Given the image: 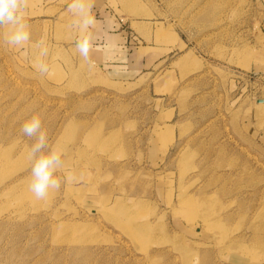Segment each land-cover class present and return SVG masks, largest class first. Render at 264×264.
I'll list each match as a JSON object with an SVG mask.
<instances>
[{
	"label": "rangeland",
	"instance_id": "rangeland-1",
	"mask_svg": "<svg viewBox=\"0 0 264 264\" xmlns=\"http://www.w3.org/2000/svg\"><path fill=\"white\" fill-rule=\"evenodd\" d=\"M27 3L24 50L0 28V264H264V0H91L92 45L113 28L121 47L87 61L69 0ZM32 115L63 162L44 200ZM200 194L211 223L178 215Z\"/></svg>",
	"mask_w": 264,
	"mask_h": 264
},
{
	"label": "clouds",
	"instance_id": "clouds-1",
	"mask_svg": "<svg viewBox=\"0 0 264 264\" xmlns=\"http://www.w3.org/2000/svg\"><path fill=\"white\" fill-rule=\"evenodd\" d=\"M27 0H0V28L6 29L3 42L12 50H24L31 42L30 26L25 17ZM91 0H69L67 12L71 15V28L79 34L75 48L84 60H89L92 50V29L95 27L91 15ZM36 50L32 67L40 75H47L50 66L46 62L49 49L43 40L32 44ZM21 133L34 139L29 152L32 160L29 190L38 200L46 199L51 192L59 191L61 180L56 175L63 167L61 153L48 144L38 115H32L21 126Z\"/></svg>",
	"mask_w": 264,
	"mask_h": 264
},
{
	"label": "bare ground",
	"instance_id": "bare-ground-1",
	"mask_svg": "<svg viewBox=\"0 0 264 264\" xmlns=\"http://www.w3.org/2000/svg\"><path fill=\"white\" fill-rule=\"evenodd\" d=\"M220 153V152H219ZM221 155V154H220ZM217 158V157H216ZM218 159V158H217ZM219 180V179H218ZM217 180V181H218ZM217 181L215 183V185L217 184ZM221 182V181H219ZM211 184V183H210ZM213 184V183H212ZM219 184V183H218ZM203 185V184H202ZM201 185V186H202ZM223 185V184H222ZM206 186V185H205ZM223 187V186H222ZM206 188V187H205ZM221 189V187H220ZM199 190V189H198ZM220 192V191H219ZM222 193V192H221ZM201 196L197 197V198H194L195 196H184V197H180L179 198V206L183 209V212L181 213H177V212H174L175 214H186V215H190L191 213L194 212V214H196L198 217L204 215V218H203V221L205 223H211V221H209L210 219V214H211V208L210 206L207 207V204H209L210 202V198L207 197L206 195L204 194H200ZM115 212L117 214V217H119L120 219L124 218V219H127L128 216H130V212L128 211L126 205H117V207L115 206ZM162 218V217H161ZM144 223V222H143ZM213 224V222H212ZM207 226V225H206ZM208 231H212V233L214 234H217L218 233V230L219 229H216V226L215 224H213L212 226H207V229ZM149 233V230L147 227H140V228H137L135 230H133V235L139 239L140 237L142 236H145V235H148ZM206 233V232H205ZM213 236V235H212ZM222 236V235H221ZM187 253V252H186ZM236 253H241V252H238L236 250ZM202 257V256H201Z\"/></svg>",
	"mask_w": 264,
	"mask_h": 264
},
{
	"label": "crops",
	"instance_id": "crops-1",
	"mask_svg": "<svg viewBox=\"0 0 264 264\" xmlns=\"http://www.w3.org/2000/svg\"><path fill=\"white\" fill-rule=\"evenodd\" d=\"M117 31V32H116ZM120 30L117 29H107L106 31H99L97 33H94V36H96V42H94L93 46V53L97 54L99 51H101L104 54L114 52L116 48L121 47V43H118V37L121 33ZM116 33V34H115ZM103 44V45H100Z\"/></svg>",
	"mask_w": 264,
	"mask_h": 264
}]
</instances>
